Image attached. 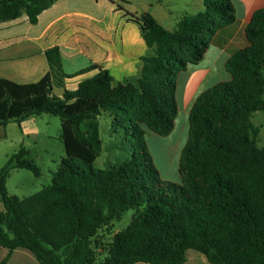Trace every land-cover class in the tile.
<instances>
[{"label": "trees", "instance_id": "obj_1", "mask_svg": "<svg viewBox=\"0 0 264 264\" xmlns=\"http://www.w3.org/2000/svg\"><path fill=\"white\" fill-rule=\"evenodd\" d=\"M55 1L0 0V22L26 14L35 24ZM130 15L154 48L136 84L116 85L101 69L60 97L53 89L64 87L66 74L58 48L46 51L50 69L40 81L0 79V112L4 104L19 110L18 122L42 113L59 116L75 136L53 183L32 195H10L6 186L13 169L40 175L25 147L0 171V248L9 252L0 264L18 248L40 264H185L188 250L211 264H264V148L251 121L264 111V8L246 27L249 45L226 64L231 81L202 93L190 112L180 183L162 178L147 135L172 132L178 75L202 61L212 33L236 20L234 7L230 0H204L203 11L182 17L174 31L150 13ZM104 112L125 131L133 153L98 169L94 159L103 148L97 119ZM9 122L0 116L1 126ZM128 212V226L99 260V232Z\"/></svg>", "mask_w": 264, "mask_h": 264}, {"label": "crops", "instance_id": "obj_2", "mask_svg": "<svg viewBox=\"0 0 264 264\" xmlns=\"http://www.w3.org/2000/svg\"><path fill=\"white\" fill-rule=\"evenodd\" d=\"M230 1L236 20L212 33L202 61L190 64L178 75V115L168 136L175 133L183 117L182 131H187L189 137V116L196 100L210 88L231 81L226 64L234 53L249 45L246 27L254 13L264 8V0ZM203 9L204 0H57L39 15L35 24L26 14L0 22V79L18 84L40 81L50 69L46 51L58 48L66 74L64 87L53 89L60 97L64 90H76L101 69L109 72L116 85L136 84L143 59L154 55V48L148 45L141 25L130 14L150 13L165 29L174 31L182 17ZM175 146L180 147L181 143ZM26 250H14L7 264H40Z\"/></svg>", "mask_w": 264, "mask_h": 264}, {"label": "rangeland", "instance_id": "obj_3", "mask_svg": "<svg viewBox=\"0 0 264 264\" xmlns=\"http://www.w3.org/2000/svg\"><path fill=\"white\" fill-rule=\"evenodd\" d=\"M20 114L19 110L11 109L7 104L1 107L0 116L10 122L6 126L0 125V171L8 160L18 153L21 147L26 148L28 151L26 158L40 169V175H36L28 169H13L6 184L10 195L23 198L53 183L62 160L68 157L69 142H73L75 136L69 122L59 116L42 113L18 122L16 119ZM97 121L103 149L101 154L95 157L94 166L98 169H106L110 164L127 160L133 153L131 141L126 140L125 131L114 124L112 114L104 112ZM251 121L260 130L257 145L264 148V111L253 113ZM183 122L182 117L175 133L171 136L166 137L153 133L147 135V149L165 181L181 182L180 160L188 139L187 131H182ZM178 142L181 143L180 147L175 146ZM76 147L89 153L80 143ZM2 209L3 205L0 201V210ZM131 216L132 212H128L121 221L115 222L99 232L97 244L94 245L99 260L108 254L107 248L113 236L128 226ZM7 252L6 249L0 251V262ZM18 263L16 261L13 264ZM185 264L211 263L202 253L196 250H188Z\"/></svg>", "mask_w": 264, "mask_h": 264}]
</instances>
